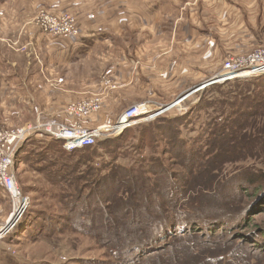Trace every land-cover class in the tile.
I'll return each mask as SVG.
<instances>
[{
	"label": "rangeland",
	"instance_id": "1",
	"mask_svg": "<svg viewBox=\"0 0 264 264\" xmlns=\"http://www.w3.org/2000/svg\"><path fill=\"white\" fill-rule=\"evenodd\" d=\"M139 1L0 0V58L8 63L19 62L18 71L20 64L23 66L26 62L35 68L34 71L31 69L29 78L26 72L25 82L28 84L24 96L15 86L1 88L0 142L5 144L6 140L3 139L8 134L29 126L37 130L48 126L54 129L66 126L89 132L102 128L101 135L93 140L100 141L96 148L72 155L69 153L71 151L66 152L64 144L60 147L55 145L54 140L58 139L54 136L46 132L33 133L30 143L37 141L43 144L37 148L28 147L27 150L41 154L44 152L42 148H47L49 156L55 154L51 156L52 160L49 157L43 160L36 157L28 159L26 155L29 151L24 155L22 150L19 151L26 140L23 142L9 168L21 197L28 199L30 210L28 213L26 210L22 216L23 223H20L21 218L18 221L13 217L16 206L12 198L5 190H1L0 264H109L114 257L100 240L105 234V226H118L119 230L124 231L129 227L131 230V226L138 223L165 224L180 220L183 224L178 211H170V203L162 192L177 188L176 192L187 193L188 202L189 197L198 195L205 187L204 190L208 191H203V194L209 191L212 194L210 208L185 218L188 224L193 217L197 219L195 222L204 220L201 228L207 235H195L201 241L216 242L221 247H232L237 252H243L244 264H252V257L256 259V264H264V150H255L258 143L264 144V105L260 115L244 120L241 124L248 135L246 142L250 137L248 145L239 142L231 144L230 149L236 154L219 161L228 162L204 170L200 179L195 180L191 187L188 186L189 189L182 184L188 178L193 179L186 174L189 169L185 168L184 160L187 158L183 155L179 158L176 155L178 153L173 154L172 146L164 134L165 128L168 131L172 129L167 127L170 123L163 122L199 104L206 88L222 86L211 84L201 90L209 82L221 78L219 76L224 73L228 62L264 52V0H230L238 7L230 19L228 5L220 0L216 4L210 0H180L181 14L166 20L167 33L159 36L157 24H151L150 19L144 18ZM216 5L228 9L217 14ZM41 11L75 15L80 35L88 30L104 31L108 34V40L97 41L95 54L87 59H79L70 58L71 52L68 51L77 45L78 40L69 44L63 39L50 37L61 46L58 49L64 52L63 57H55L56 54L51 53L47 46L37 44L31 34L33 26H30ZM189 22H200L206 31L200 30L207 34L213 33L212 37H204L197 43L195 41V45L191 42L188 46L185 32L179 25ZM232 22L233 25L230 24ZM154 24L155 27L152 26ZM26 31L30 36L26 35ZM244 34H248L246 38ZM231 40L241 46L238 51H226L229 47L225 46V42ZM67 60L71 62L66 63ZM184 63L196 67L194 75L180 74L179 68ZM106 78L115 88L108 87ZM261 97L264 100V94ZM91 99L100 100L101 107L91 116L77 117L67 112L68 107ZM16 105L25 106L26 111ZM30 106L35 109L33 113L27 110ZM135 106L143 108L153 118L134 126L131 132H125L128 128L123 131L115 129L124 113ZM206 115L207 112L193 115L201 118L197 126L206 119ZM181 129L180 125L178 130ZM144 131L148 133L144 135ZM150 144L154 145L155 151L151 150ZM137 145H142L145 150L139 152L136 150ZM242 147L244 152L240 149ZM19 153L22 154V162L17 158ZM157 158L166 160L169 172L166 184L162 183L158 188L152 186L157 180L154 175ZM34 160L39 162L36 164L40 169L46 170L58 182V186H52L45 180L46 173L35 169ZM75 161H79L80 168L68 167L67 170V165ZM105 163L119 164L130 171H118L115 176L104 181V186L116 184L115 190L106 189L104 195L102 184L93 180L94 174L83 177L78 174L86 169L91 172L101 169L106 174ZM59 169L64 172L56 175ZM135 173L142 176L141 189L134 187L140 183L134 179ZM233 173L237 174L230 176ZM78 180L81 182L79 186L76 184ZM85 185L92 188L90 200L84 197L88 192L85 195L81 193L80 187ZM126 188L130 192V196L129 193L127 195L128 204L131 205L124 206L122 198L126 196ZM75 189L80 190V193H76ZM61 192L67 195L66 199H58ZM159 198L161 203L158 207L168 220L162 222L153 218L147 222L144 215L141 218L139 213L151 210L154 211L151 214L157 215L155 204ZM84 206L90 209L89 214L82 213ZM124 214L128 218L122 219ZM85 215L88 219L82 228L74 225L78 217ZM155 254L158 256L160 253ZM246 254L248 257L245 259Z\"/></svg>",
	"mask_w": 264,
	"mask_h": 264
},
{
	"label": "trees",
	"instance_id": "2",
	"mask_svg": "<svg viewBox=\"0 0 264 264\" xmlns=\"http://www.w3.org/2000/svg\"><path fill=\"white\" fill-rule=\"evenodd\" d=\"M251 79L252 80L238 79L224 83L222 86H210L209 88H206L204 97L199 104L195 105L186 112L180 113V115L176 118L164 119V124L170 123L167 125V127H171L172 129L171 131H168L165 128L164 134L166 136L165 139H167V141H169L168 143H170L172 146L173 154L178 153L176 155L179 158H181L182 155L186 156L187 158L184 160L185 168L189 169L186 174L191 176L193 179L188 178L185 180L186 182H182V184L185 186L191 187L195 180L200 179L202 175L201 173L204 172V170H210L214 168V165H221L228 162L223 161L220 163L219 161L222 158L228 159L236 154L232 153L230 149L231 144L234 145L239 142L241 145H248L247 142L250 140V137L246 142L248 135L245 132V126L241 124L244 122V120L247 121L253 116L260 115L262 113L261 108H263L264 105V100L261 97L262 94H264V76ZM202 112H207L206 119L203 121L201 120L197 126V123L201 118L199 116L193 117V115ZM180 125L182 126V129L178 130ZM162 127L163 126H160V128ZM133 128L134 126L126 129L125 132H131ZM143 130H145V128ZM142 133L145 135L148 132L144 131ZM142 139L144 140L143 137ZM30 141H33V138L30 137L26 139L24 147L22 146V148L19 149V151L22 150L23 155L29 151V153L26 155L28 159L36 157L43 160L49 157V159L52 160L53 157L51 156L55 154H51L49 156V154H47V148L43 147L42 150L44 152L41 154H36L35 150H27L28 147L37 148L38 145L43 144L37 141L30 143ZM54 141L56 143L55 145H59V147L60 145L62 146L64 144L63 141L60 140ZM139 142L141 143V141ZM99 143L100 141L97 140L91 145H85L82 148L75 149L69 153L72 155L79 151L89 152L90 150L96 148ZM150 146L152 151L156 150L153 144H150ZM246 148L249 149V146H246ZM255 148L257 151H263L264 144L258 143V146ZM240 149L243 152L245 151L243 147ZM136 150L142 152L145 149L142 145H137ZM66 152L68 153V151ZM22 154L19 153L17 157L19 160H21V162L23 158ZM227 154L229 155L227 156ZM159 159L160 158H157L154 164V172H156L154 175L156 176L157 180L152 184L153 187L157 186V188L158 186L162 185V183L166 184L168 172L166 160L160 159L162 160L160 161ZM25 162L27 164L29 163L27 160ZM36 163L39 162L34 160L33 165L35 169L37 171L46 173L45 180L52 186H58V182L54 181V179L49 176L46 170L40 169ZM105 166V169L108 171L106 174H104L105 170L101 169H98L95 172H91L90 169H86L83 170V172H79L80 174H78L79 177H83L86 174L91 176L94 174L93 180H95V182H97L99 185L102 184L101 189L104 195L106 194V189L115 190L116 188L115 183H109L104 186V181H108L111 177L115 176L118 171H120L119 173L130 171L128 168H125V166L119 164L113 165L110 163H105ZM68 167L79 169L80 163L79 161H75L72 162L71 165H67V170ZM63 172L64 171L61 172V169H59L56 175H60ZM236 174L237 173H233L230 176L233 177ZM141 177L142 176H139L137 173L134 174V179L140 182L139 184L134 185V187H137L138 189H141ZM205 181L207 183V180ZM249 182L252 183V180ZM80 183L81 182L78 180L76 183L77 186H79ZM168 185L167 187H169ZM204 189H206V187ZM204 189L203 191H208ZM80 190H82L81 193L83 195L88 192V194H86L84 197H86V200H90L92 188L90 186H86L83 188L80 187ZM80 190L75 189V192L80 193ZM176 190L178 189L173 188V190L170 192L163 191L162 194L164 195L165 200L170 203V211L176 213L178 211L183 224H181L180 220L176 221V223L168 221L165 224H161V222L160 224L138 223L135 224V226L132 225L131 230H129V227V229L126 228L124 231L119 230L120 228L118 226L108 228L110 224L104 227L105 234H103L100 240H103L106 249H108L114 257L112 262L109 264H154L153 262L156 260V264H193L195 261H197L195 264H244V259L241 255L243 252H237L235 248L232 247H221L219 244H216V242H209L206 240L201 241L200 238H198L199 236L195 235L199 233H201V235H207L205 234L206 232L201 228L203 226L204 220L195 222L197 219L195 220L193 217L191 219L192 222L189 220V222H191L189 224L185 220L188 215L194 216L196 213L198 214V212H202V210L210 208V199H212L210 197L212 196L211 192L209 191L207 194H203V191L200 190L201 193L194 195L192 198L189 197L190 199L188 202H186L187 193L184 192V194H182V192H176ZM127 193H129L130 196V192L127 190L126 196L122 198L124 199L122 200L124 202V206L131 205L128 204L130 202ZM132 193L133 192H131V194ZM66 196V194L61 192L58 194V199H66ZM161 198H159V202H156L155 204L157 205L155 211L157 215L154 216V211L151 210L153 211L152 214L151 211H147L143 214L139 213L141 218H143L144 215L147 222H151L150 219L153 220V218L155 221L162 220V222L168 220L163 215L164 211L158 207V205L161 203ZM136 201L139 202V200ZM199 209L200 211H198ZM29 210L30 209L28 208L26 213H28ZM89 211L90 209L84 206L82 213L89 214ZM128 214H130V212ZM124 218H128V216L125 215L122 219ZM141 218L139 221H141ZM22 219L23 218H21L20 223H23ZM87 219L88 218L86 215L80 216L78 217L77 224L74 225L82 228V225H85L84 222ZM126 225L128 226L129 224ZM150 248H156V250L153 251ZM136 252H138V254ZM156 252H159L160 254L156 256ZM247 257L248 256L246 254L245 259ZM250 259L252 264H256L255 258L252 257Z\"/></svg>",
	"mask_w": 264,
	"mask_h": 264
},
{
	"label": "built area",
	"instance_id": "3",
	"mask_svg": "<svg viewBox=\"0 0 264 264\" xmlns=\"http://www.w3.org/2000/svg\"><path fill=\"white\" fill-rule=\"evenodd\" d=\"M33 21L34 25L39 28L42 33L53 39L60 38L71 44L70 42L74 40L76 42L81 36L80 30L78 29V20L75 15L70 13L54 14L41 11L35 16ZM260 76H264V52L261 51L248 57L236 58L228 62L224 69V73L219 76L221 78L215 79V81L212 82H214V84H224L238 79H251ZM106 82L109 88H115L112 82L107 78ZM205 87L206 85L202 87L201 90ZM99 101L98 99H91L83 104L72 105L68 107L67 112L77 117L91 116L101 109ZM151 118H153V116L148 115L143 108L135 106L124 113L115 129L123 131L126 128L149 121ZM52 129H54L53 126H48L43 129L39 128L38 130L29 126L17 132L7 133L8 135L6 134L7 136L3 139L6 140V143L3 144L0 142V188L5 190L12 198V202H14L16 206L15 218H17L18 221L28 209L29 201L21 197L16 179L9 167L14 155L22 146L23 142L29 138L28 136H33V133L46 132V134L52 135L58 140L63 141V147L67 151H73L85 145H90L97 136L99 137L101 135V128L98 129L99 131L91 132L81 128H69L66 126L56 127L54 130L57 131H53Z\"/></svg>",
	"mask_w": 264,
	"mask_h": 264
},
{
	"label": "crops",
	"instance_id": "4",
	"mask_svg": "<svg viewBox=\"0 0 264 264\" xmlns=\"http://www.w3.org/2000/svg\"><path fill=\"white\" fill-rule=\"evenodd\" d=\"M210 2L213 4H216V3H218V0H210ZM219 2H222V3L225 2L228 5L229 14L231 15L229 17V19L234 17V13H236L238 11L237 4L234 2H230V0H220ZM139 4L142 5V12H143L144 18L147 20L150 19L149 21H151V24L152 23L157 24V28H156V31L158 32L157 36L167 33L166 29H167L168 21H166V20L173 19L179 13L181 14V12H180L181 1L180 0H177L176 2H175V0H140ZM228 7L218 8V5H216L217 14H220L223 10L227 11ZM156 24H154L152 26L155 27ZM230 24L233 25L234 22H232ZM146 25H149V24H146ZM30 27H32V29H30V30L33 32V33L30 32V33L32 34V36L34 38H36L35 42L37 44L40 43L43 46H47L51 53L56 54L55 57H57V55L63 57L64 52L61 48H60V50H62V52H60V50L58 49V46H60V45L57 42H53V40H51L52 38L50 39V37L43 34L40 31V29L37 28L34 24H31ZM179 28H181V30H184L185 40H186V43L188 46H190L191 42L193 43V44L191 43L192 45H195L197 43V41H201L200 39H202V38L204 39V37L206 38L207 36L212 37V34H213V33L207 34L205 32L206 29L202 26V24L200 22H198V23L197 22L183 23V24L179 25ZM201 28L205 31H201L200 30ZM92 31H96V30L83 31V33L81 32V36L79 37V39L77 41V45H75L74 47L72 46L68 49V51L71 52V55L73 54V56L70 55V58L75 57V58H79V59H84V58L87 59V58H89L95 54V52L98 48L97 41L101 42L102 40H104V41L108 40V34L106 32H104V31L92 32ZM26 32H27L26 35L30 36L28 31H26ZM246 35H248V34H244L243 37L246 38ZM232 38H233V36H232ZM195 41H196V43H195ZM245 41H247V39ZM225 43H227V44H225V46L229 47V48H227L226 51H231V52L238 51L237 49L239 47H241L239 44H234L232 40L230 42H225ZM200 44H201V42H200ZM177 47H180V46L177 45ZM247 47H248V45H247ZM189 49H190V47H189ZM69 62H71V61H68V60L66 61V63H69ZM18 65H19V62H18V64L16 62L8 63L5 60L0 58V91H1V88L15 86L19 89L21 95L23 94V96H24L25 88L27 86L26 84H28L25 81L27 78L30 77V75L32 73L31 69H33L34 67L32 68V66H30V64H28L26 62L23 64V66H22V64H20V68L18 71V68H17ZM26 66L28 67L29 71H27ZM195 68L196 67L194 65L190 66L189 64H185L184 66L179 68V72H180V74H184V75H186V74L187 75H194L193 71ZM11 69H12V71H11ZM34 69H33V71H34ZM26 72H27V76H28L27 78H25ZM124 75H126V74H124ZM199 75L200 74H198L197 76H199ZM32 80L34 81L35 79H32ZM37 85L38 84H36V86ZM69 92L71 93V91H69ZM3 94H5V93L3 92ZM16 106L20 107V109L22 111H26L25 106H23V105L22 106L16 105ZM27 110L29 112H32V113L35 111L34 107H31V106L28 107ZM32 113H30V114H32ZM1 190L4 191L3 189L0 188V192H1Z\"/></svg>",
	"mask_w": 264,
	"mask_h": 264
},
{
	"label": "water",
	"instance_id": "5",
	"mask_svg": "<svg viewBox=\"0 0 264 264\" xmlns=\"http://www.w3.org/2000/svg\"><path fill=\"white\" fill-rule=\"evenodd\" d=\"M211 84H214V82H210V83L206 84V86L211 85ZM169 108H171V106Z\"/></svg>",
	"mask_w": 264,
	"mask_h": 264
},
{
	"label": "bare ground",
	"instance_id": "6",
	"mask_svg": "<svg viewBox=\"0 0 264 264\" xmlns=\"http://www.w3.org/2000/svg\"><path fill=\"white\" fill-rule=\"evenodd\" d=\"M215 81V80H214ZM210 83V82H209ZM102 129V128H101ZM14 218L16 217V215L15 216H13ZM13 217L11 218V220H13Z\"/></svg>",
	"mask_w": 264,
	"mask_h": 264
}]
</instances>
